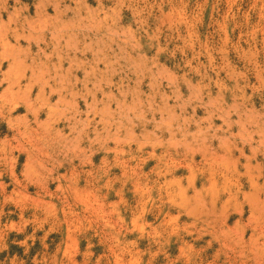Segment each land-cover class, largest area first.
Instances as JSON below:
<instances>
[{
    "label": "rangeland",
    "instance_id": "1",
    "mask_svg": "<svg viewBox=\"0 0 264 264\" xmlns=\"http://www.w3.org/2000/svg\"><path fill=\"white\" fill-rule=\"evenodd\" d=\"M0 46V264H264V0H0Z\"/></svg>",
    "mask_w": 264,
    "mask_h": 264
},
{
    "label": "crops",
    "instance_id": "2",
    "mask_svg": "<svg viewBox=\"0 0 264 264\" xmlns=\"http://www.w3.org/2000/svg\"><path fill=\"white\" fill-rule=\"evenodd\" d=\"M23 48H25V49H27V47L28 46H22ZM2 56H3V46H0V83H1V81H2V79H3V77H4V75H3V72H4V70H6V69H4V68H6L8 65H9V62L11 61V59H9V60H4L3 58H2ZM25 64L26 65H30L31 63H32V61H31V59H29L28 57L27 58H25ZM58 61L56 60V61H53V64H51V65H55V66H57L58 64ZM29 71H27L26 72V75H29ZM71 77V76H70ZM13 79H10V81H12ZM1 87H0V92H1V90H2V84L0 85Z\"/></svg>",
    "mask_w": 264,
    "mask_h": 264
},
{
    "label": "bare ground",
    "instance_id": "3",
    "mask_svg": "<svg viewBox=\"0 0 264 264\" xmlns=\"http://www.w3.org/2000/svg\"><path fill=\"white\" fill-rule=\"evenodd\" d=\"M27 107H28V106H27ZM32 108H33V107H32ZM18 109H19V108H18ZM28 110H29V109H28ZM28 110H27V111H28ZM30 110H32V109H30ZM32 111H33V110H32ZM29 112H30V111H29ZM34 113H35V112H34ZM144 129H145V128H144ZM241 151H242V150H241ZM241 151H240V152H241ZM241 153H242V152H241ZM242 154H243V153H242Z\"/></svg>",
    "mask_w": 264,
    "mask_h": 264
}]
</instances>
